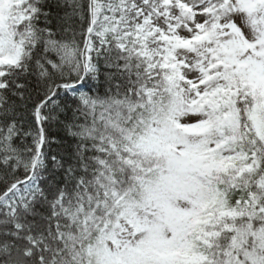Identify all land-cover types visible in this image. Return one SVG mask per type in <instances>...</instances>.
<instances>
[{
  "label": "snow or ice",
  "instance_id": "obj_1",
  "mask_svg": "<svg viewBox=\"0 0 264 264\" xmlns=\"http://www.w3.org/2000/svg\"><path fill=\"white\" fill-rule=\"evenodd\" d=\"M0 264H264V0H0Z\"/></svg>",
  "mask_w": 264,
  "mask_h": 264
}]
</instances>
